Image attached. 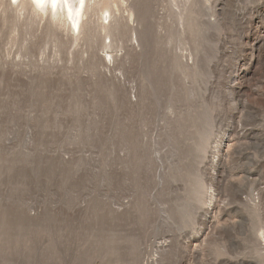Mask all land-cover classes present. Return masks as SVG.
<instances>
[{
	"label": "rangeland",
	"instance_id": "obj_1",
	"mask_svg": "<svg viewBox=\"0 0 264 264\" xmlns=\"http://www.w3.org/2000/svg\"><path fill=\"white\" fill-rule=\"evenodd\" d=\"M131 1L0 0V264H264V0Z\"/></svg>",
	"mask_w": 264,
	"mask_h": 264
},
{
	"label": "bare ground",
	"instance_id": "obj_2",
	"mask_svg": "<svg viewBox=\"0 0 264 264\" xmlns=\"http://www.w3.org/2000/svg\"><path fill=\"white\" fill-rule=\"evenodd\" d=\"M21 0H19L20 2ZM34 10L39 15H46L48 19L56 17H62L67 24L70 31L75 34L77 39L82 33L85 21H87V15L90 13L98 15V18L102 21L101 28L107 30L109 37L110 33L115 29L111 24L112 18L114 17V11H119V5L125 4L128 11L129 18L135 22V18L138 17V9L133 7L131 0H28ZM131 1V2H130ZM11 4V0H9ZM174 2V0H173ZM188 12L190 10L188 9ZM181 14V13H179ZM178 14V15H179ZM181 17V16H180ZM179 17V18H180ZM90 18V17H89ZM106 21V24H105ZM87 25V24H85ZM90 28V27H89ZM135 40L138 43V36L135 33ZM105 48L111 47V39L109 44H104ZM112 52V51H111ZM110 51H106V54L111 56ZM112 57V56H111ZM219 144L215 146V149L219 151ZM211 200V196H210ZM152 261V258L149 259Z\"/></svg>",
	"mask_w": 264,
	"mask_h": 264
}]
</instances>
